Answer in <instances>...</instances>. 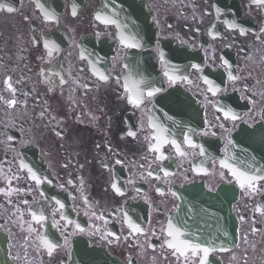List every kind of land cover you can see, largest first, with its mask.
Segmentation results:
<instances>
[{
    "label": "flooded vegetation",
    "instance_id": "flooded-vegetation-1",
    "mask_svg": "<svg viewBox=\"0 0 264 264\" xmlns=\"http://www.w3.org/2000/svg\"><path fill=\"white\" fill-rule=\"evenodd\" d=\"M144 1L158 29L152 88L135 78L140 49L102 17L103 0H0L10 264H69L78 240L124 264H202L203 252L169 247L179 192L195 184L224 190L236 221L233 244L200 246L206 264H264V170L241 187L253 168L227 166L235 140L264 139V3ZM176 111L189 125L163 134L154 119Z\"/></svg>",
    "mask_w": 264,
    "mask_h": 264
},
{
    "label": "water",
    "instance_id": "water-1",
    "mask_svg": "<svg viewBox=\"0 0 264 264\" xmlns=\"http://www.w3.org/2000/svg\"><path fill=\"white\" fill-rule=\"evenodd\" d=\"M103 16L115 22L121 32L120 38L127 43L143 48L151 47L157 38V30L151 21V15L147 4L141 0H104L102 5ZM133 61L143 63L145 71H149V76L144 82L147 86L151 81H156L155 63L152 54L143 51L133 56ZM139 75V74H138ZM139 77L137 76L136 79ZM139 81V79H138ZM183 113L177 111L174 117L178 118ZM189 118L186 114L181 116L182 123ZM178 124H180L178 122ZM175 127H179V125ZM178 129V128H176ZM177 133L176 131H174ZM237 143L240 141L237 140ZM241 143L247 146L252 154L258 158L264 157V144L248 141ZM235 151L233 150V158ZM260 161V160H259ZM261 162V161H260ZM259 162V163H260ZM263 164V163H261ZM232 169L233 163L229 165ZM234 170V169H233ZM181 196L182 203L178 212L172 216L171 227L173 231L179 229L183 233L181 236L189 241L206 243L219 242L231 244L236 236V224L230 216V202L224 201V193H211L203 186H193L185 189ZM6 241L0 243V264H8ZM70 264H123L117 258L111 256L104 249L89 247L86 242L78 244L73 260Z\"/></svg>",
    "mask_w": 264,
    "mask_h": 264
},
{
    "label": "snow or ice",
    "instance_id": "snow-or-ice-1",
    "mask_svg": "<svg viewBox=\"0 0 264 264\" xmlns=\"http://www.w3.org/2000/svg\"><path fill=\"white\" fill-rule=\"evenodd\" d=\"M258 3H264V0H257ZM9 11H12V9H8ZM73 15H75V13H73ZM99 19V17H97ZM102 79H107V77H102ZM234 79V77H233ZM206 83L208 81H205ZM9 87H11L9 85ZM211 90V89H210ZM149 95H151V93H149ZM10 104H15V100L9 101ZM227 115V114H226ZM233 119H235V117H233ZM130 135H134V133H130ZM241 176V187H244L245 183H247L249 186L252 185V182L256 179V177H248L245 176L244 174H240ZM33 179H38L35 174H33ZM113 187L115 188V185H113ZM117 191H119V189H116ZM171 228V225H170ZM136 231H140L139 228L136 229ZM169 235L174 237V242H170L169 243V247L174 249L177 252H180L181 254H184V250L185 249H190L193 252H203L204 254V259L202 260V264H206L207 261V256L209 253V249L208 248H201L199 245H194L191 243V241L189 240H181L180 237L183 236V233L180 232L179 229H175L174 231H169ZM46 243H48L46 241ZM55 247L54 245L49 244V248H53Z\"/></svg>",
    "mask_w": 264,
    "mask_h": 264
}]
</instances>
